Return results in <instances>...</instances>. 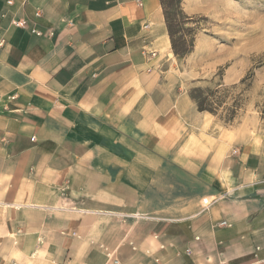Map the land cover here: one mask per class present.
I'll return each instance as SVG.
<instances>
[{
    "label": "crops",
    "instance_id": "crops-1",
    "mask_svg": "<svg viewBox=\"0 0 264 264\" xmlns=\"http://www.w3.org/2000/svg\"><path fill=\"white\" fill-rule=\"evenodd\" d=\"M5 1L0 264H264V139L175 90L161 0Z\"/></svg>",
    "mask_w": 264,
    "mask_h": 264
},
{
    "label": "rangeland",
    "instance_id": "rangeland-1",
    "mask_svg": "<svg viewBox=\"0 0 264 264\" xmlns=\"http://www.w3.org/2000/svg\"><path fill=\"white\" fill-rule=\"evenodd\" d=\"M168 12L169 39L170 30L187 52L177 57L171 41L175 90L196 105L193 94L206 98L222 125L264 139V0H181Z\"/></svg>",
    "mask_w": 264,
    "mask_h": 264
},
{
    "label": "trees",
    "instance_id": "trees-1",
    "mask_svg": "<svg viewBox=\"0 0 264 264\" xmlns=\"http://www.w3.org/2000/svg\"><path fill=\"white\" fill-rule=\"evenodd\" d=\"M175 3H176V5L181 3V0H161L164 16H165L167 23H169V18H170L168 8L171 6H174ZM169 33H170V37H171V41H172V48H173L175 55L177 57H179L181 55H186L187 52L181 53V50H179L177 43L173 40V35H172V32H170V30H169ZM195 93H197V92L195 91ZM192 98L197 102V106H198L199 111H201V112H207L208 111V112L213 113V111H210V109L207 106V103H206L207 99L206 98L203 99V98H201V96H197L194 94L192 95Z\"/></svg>",
    "mask_w": 264,
    "mask_h": 264
},
{
    "label": "built area",
    "instance_id": "built-area-1",
    "mask_svg": "<svg viewBox=\"0 0 264 264\" xmlns=\"http://www.w3.org/2000/svg\"><path fill=\"white\" fill-rule=\"evenodd\" d=\"M5 3H6V6L11 7V6H13L14 1L13 0H6ZM36 17H42V13L41 12H37L36 13ZM12 24L15 27L20 28V29H25L26 28V25H27L24 20H15V21L12 22ZM1 45L2 44H0V46ZM221 226H227V223L226 222H223V223H221ZM106 252H107V257H108L109 260L112 261V264H121L118 259H116V258L113 257V254L112 253L108 252L107 250H106ZM186 253L187 254H190L189 251H187Z\"/></svg>",
    "mask_w": 264,
    "mask_h": 264
}]
</instances>
